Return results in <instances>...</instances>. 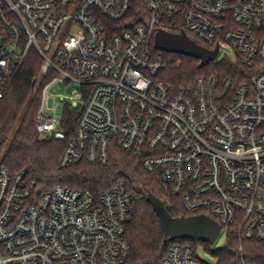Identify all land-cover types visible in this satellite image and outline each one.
Here are the masks:
<instances>
[{
	"label": "built area",
	"instance_id": "1",
	"mask_svg": "<svg viewBox=\"0 0 264 264\" xmlns=\"http://www.w3.org/2000/svg\"><path fill=\"white\" fill-rule=\"evenodd\" d=\"M141 4L135 24L132 0H0V103L34 54L43 80L34 126L42 138L65 142L61 168L106 165L117 146L189 215L215 220L225 240L236 231L264 244V0ZM158 30L218 48L212 62L228 48L246 70L242 81L213 74L183 87L164 82ZM56 83L81 88L70 134L63 116L71 104L54 109L48 97ZM133 197L122 180L98 197L62 184L38 193L0 164V264H126ZM159 264L207 263L173 243Z\"/></svg>",
	"mask_w": 264,
	"mask_h": 264
},
{
	"label": "trees",
	"instance_id": "2",
	"mask_svg": "<svg viewBox=\"0 0 264 264\" xmlns=\"http://www.w3.org/2000/svg\"><path fill=\"white\" fill-rule=\"evenodd\" d=\"M143 12L141 0H132L128 19L131 23H140L139 15ZM156 52L162 54L166 63L158 77L175 87L186 86L198 76L213 74L232 77L239 82L242 80L238 78L246 72L238 63L228 58L199 68L197 59L181 54ZM40 67L38 57L30 54L19 71L11 77L0 103V164L10 174H23L38 193L55 184H62L89 191L95 197L118 181H125L134 196L130 220L125 229V240L130 248L126 264H159L168 246L173 243L188 244L194 249L200 246L218 258L220 264H240L242 260L249 264H264V244L245 240L236 231L229 232L226 244L214 250H211V244L207 240L179 238L168 242L152 206L146 201V194L152 193L163 200L173 217L188 216L189 213L177 198L168 194L157 176L144 171L139 158L123 152L117 146L112 145L106 165H93L83 161L61 168L58 162L65 142L39 140L34 128L43 84L42 80L37 85V79L41 75ZM76 115L68 105L64 107L63 122L68 134L74 127Z\"/></svg>",
	"mask_w": 264,
	"mask_h": 264
},
{
	"label": "water",
	"instance_id": "3",
	"mask_svg": "<svg viewBox=\"0 0 264 264\" xmlns=\"http://www.w3.org/2000/svg\"><path fill=\"white\" fill-rule=\"evenodd\" d=\"M153 46L157 51L181 54L197 59L199 60V68L207 66L218 55V48L207 49L190 39L184 32L174 34L158 30L154 35ZM146 201L152 206L163 235L168 242L187 238L195 241L207 240L213 244L220 234L221 226L206 215L173 217L163 201L152 193L146 194Z\"/></svg>",
	"mask_w": 264,
	"mask_h": 264
},
{
	"label": "rangeland",
	"instance_id": "4",
	"mask_svg": "<svg viewBox=\"0 0 264 264\" xmlns=\"http://www.w3.org/2000/svg\"><path fill=\"white\" fill-rule=\"evenodd\" d=\"M224 55L227 56L228 59H233V52L229 50L228 48H223L218 60L222 59ZM41 79H42V74L37 79V85L40 83ZM80 92H81V88L77 84L69 85V84H64V83H56L49 89L48 97L53 98L54 109L58 104L65 103L66 101H68L71 104V110L74 113H76L80 109L82 99H76L75 96H77L78 94L80 95ZM40 97H41V91H40ZM72 102L74 103V105H72ZM54 109L53 108L47 109L45 111V114L46 115L54 114ZM37 136L39 140H42V141L48 140V139L42 138L38 133H37ZM225 244H226L225 235L224 233H221L216 239V241L210 245L211 250L222 248ZM196 252H197V256L199 257V259L204 261L205 263L207 264L215 263L216 258L212 256L210 253H208L207 251H205L202 247L200 246L197 247Z\"/></svg>",
	"mask_w": 264,
	"mask_h": 264
}]
</instances>
